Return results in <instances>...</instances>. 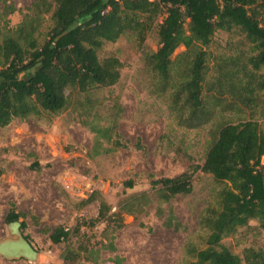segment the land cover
I'll return each mask as SVG.
<instances>
[{"label": "rangeland", "instance_id": "374dc122", "mask_svg": "<svg viewBox=\"0 0 264 264\" xmlns=\"http://www.w3.org/2000/svg\"><path fill=\"white\" fill-rule=\"evenodd\" d=\"M7 1L17 9L9 16L15 26L30 13L35 0ZM164 16L155 20L143 41L126 31L117 41L105 43L100 55L120 63L117 83L93 87L87 94L71 93L69 105L58 113L41 111L0 127V240L8 236L5 218L13 207L25 223L22 233L39 253L36 261L0 257V264H193L197 250L207 246L210 229L204 216L217 205L224 184L199 170L190 194L164 202L150 182L175 177L192 164L202 165L217 129L226 122L257 121L264 136V102L248 106L237 101L227 83L221 94L217 92L219 64L225 60L222 67L231 68L232 59L245 62L253 54L243 33L217 30L211 43L202 47L206 51L202 91L208 113L199 125L181 122L177 107L182 96L175 97L187 79L195 49L176 48L167 80L152 70L146 56L159 46L158 24ZM51 24L50 14L42 16L40 43ZM262 73L264 67L256 71ZM91 124L116 126V134L103 141L108 151L95 156ZM128 180H133L132 188L125 187ZM144 192L148 204L136 202L133 213H122L121 220L114 218L110 225L91 224L101 202L110 215L125 200ZM91 194L95 199L84 204ZM167 220L172 221L170 227ZM119 222L122 226L116 229ZM59 226L73 231L69 237L73 247L99 249L112 242L114 249L101 248L97 263H64L60 254L65 243L53 244L49 238ZM222 245L241 258L246 248L264 254V228L252 219L224 237Z\"/></svg>", "mask_w": 264, "mask_h": 264}, {"label": "trees", "instance_id": "16d2710c", "mask_svg": "<svg viewBox=\"0 0 264 264\" xmlns=\"http://www.w3.org/2000/svg\"><path fill=\"white\" fill-rule=\"evenodd\" d=\"M16 11L12 3L0 0V127L15 118L25 119L41 111L58 113L69 105L71 93L87 94L93 87L117 83L120 63L102 57L103 46L117 41L126 31H132L143 41L163 14L158 24L159 46L146 56L152 70L167 80L173 64L171 55L176 48L182 45L187 51L195 49L187 79L180 83V92L175 97L177 100L182 96L177 107L181 122L199 125L208 113L202 91L206 66V51L202 47L211 43L217 30L237 29L245 35L253 52L245 62L232 59L234 67L224 69L225 60L219 64L217 92L221 94L227 83L237 101L248 106L260 105V99L264 102V73L256 74L264 67V0H35L30 13L23 14L22 20L11 26L9 16ZM45 14H50L52 24L40 43L39 28ZM115 128V124L90 125L95 135L94 156L108 151L102 147L103 141L116 134ZM115 145L122 144L115 142ZM263 156L264 136L257 121L226 122L217 129L202 165L192 164L175 177L150 182L151 189L164 202L190 194L194 174L199 170L224 184L217 205L210 207L204 216L210 233L207 246L197 250L193 264H264L261 251L246 248L241 258L222 245L224 237L252 219L264 228ZM124 185L132 188L134 182L128 180ZM94 199L91 194L83 203ZM140 200L142 205L150 202L144 192L125 200L110 215L106 204L101 202L98 216L91 224L110 225L114 218L121 220V214L133 213ZM158 213L162 215L161 210ZM20 217L11 207L5 220L10 223ZM171 223L167 220L165 225L170 227ZM121 226L119 222L116 229ZM24 228L25 223L21 222V230ZM71 231L59 226L49 235L53 244L65 243L60 254L64 263L82 260L97 263L101 248L114 249L112 242L102 244L99 249L73 247L69 241Z\"/></svg>", "mask_w": 264, "mask_h": 264}, {"label": "water", "instance_id": "95a60500", "mask_svg": "<svg viewBox=\"0 0 264 264\" xmlns=\"http://www.w3.org/2000/svg\"><path fill=\"white\" fill-rule=\"evenodd\" d=\"M6 228L8 236L0 240V257L36 261L39 253L22 233L21 222L17 220L7 223Z\"/></svg>", "mask_w": 264, "mask_h": 264}, {"label": "built area", "instance_id": "2783aa9c", "mask_svg": "<svg viewBox=\"0 0 264 264\" xmlns=\"http://www.w3.org/2000/svg\"><path fill=\"white\" fill-rule=\"evenodd\" d=\"M110 264H112V263H110Z\"/></svg>", "mask_w": 264, "mask_h": 264}]
</instances>
